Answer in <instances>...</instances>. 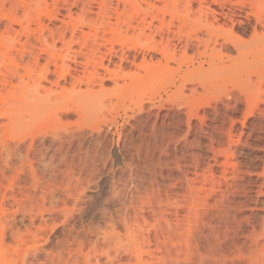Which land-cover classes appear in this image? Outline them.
<instances>
[{"label":"rangeland","instance_id":"rangeland-1","mask_svg":"<svg viewBox=\"0 0 264 264\" xmlns=\"http://www.w3.org/2000/svg\"><path fill=\"white\" fill-rule=\"evenodd\" d=\"M0 264H264V0H0Z\"/></svg>","mask_w":264,"mask_h":264}]
</instances>
